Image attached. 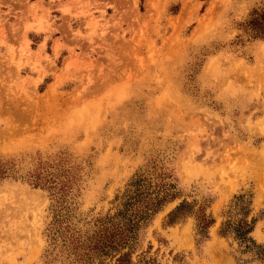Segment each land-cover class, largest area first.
<instances>
[{
	"label": "rangeland",
	"instance_id": "374dc122",
	"mask_svg": "<svg viewBox=\"0 0 264 264\" xmlns=\"http://www.w3.org/2000/svg\"><path fill=\"white\" fill-rule=\"evenodd\" d=\"M263 11L264 0H0V264H71L49 242L47 186L83 229L115 214L138 177L179 197L141 231L132 264H261L219 230L244 195L264 246V38L246 25ZM182 201L214 220L208 239L193 215L167 225Z\"/></svg>",
	"mask_w": 264,
	"mask_h": 264
},
{
	"label": "trees",
	"instance_id": "16d2710c",
	"mask_svg": "<svg viewBox=\"0 0 264 264\" xmlns=\"http://www.w3.org/2000/svg\"><path fill=\"white\" fill-rule=\"evenodd\" d=\"M246 25L254 39L264 38V11L254 12ZM5 177L6 170L0 162V181ZM39 184L35 182L32 185L41 186ZM47 189L58 204L54 206L53 220L47 230L49 242L53 247L59 246L71 264H132L131 257L136 251L141 231L165 205L179 197L173 183H149L138 177L122 196L120 208L115 214L98 217L85 223L81 229L68 222V211L61 205L60 190L56 191V187L51 185ZM250 205V200L244 195L235 197L227 219L220 226L219 235L231 238L240 255L249 254L254 261L264 264V246L250 236L255 225V220L249 218ZM191 215L195 217L199 240L208 239V229L214 220L202 209L194 214L192 205L186 201L169 212L166 223L173 225ZM236 260L245 263L240 257ZM144 264L156 263L150 260Z\"/></svg>",
	"mask_w": 264,
	"mask_h": 264
}]
</instances>
